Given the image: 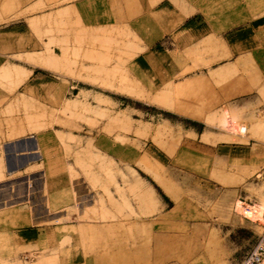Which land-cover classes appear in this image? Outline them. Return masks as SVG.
Masks as SVG:
<instances>
[{"label":"rangeland","instance_id":"rangeland-1","mask_svg":"<svg viewBox=\"0 0 264 264\" xmlns=\"http://www.w3.org/2000/svg\"><path fill=\"white\" fill-rule=\"evenodd\" d=\"M3 128L54 136L0 206L91 219L82 264H239L264 237V0H0Z\"/></svg>","mask_w":264,"mask_h":264},{"label":"crops","instance_id":"crops-1","mask_svg":"<svg viewBox=\"0 0 264 264\" xmlns=\"http://www.w3.org/2000/svg\"><path fill=\"white\" fill-rule=\"evenodd\" d=\"M30 71L28 80L37 79L35 71ZM8 133L5 128L0 129V173L2 175L0 183L26 178L36 173L33 169L39 166L40 157L35 155L36 149L25 148L27 143L23 141L34 139L37 146L43 147L45 142L49 144L51 140L49 136H54L48 133V136L43 135L41 138L26 136L25 139L16 137L7 139ZM19 143H21L20 146H18ZM20 205L0 206V264H82L85 262L81 246L91 245V239H94L93 244L95 243L96 246L95 233L98 225L95 222L91 219H83L75 224H67L65 211L61 208L51 210L49 206H42L44 216L48 218L42 221L39 215L41 206H27L26 201ZM92 208L93 206L81 209L78 218H84L86 209L91 212ZM161 209L162 206L159 204L158 211ZM60 213L63 215L57 216ZM54 215H56L54 221L49 220ZM158 225L160 226L161 222H158ZM203 226L208 228L209 223ZM249 228L253 229V227ZM86 233H93L94 237L91 239L88 237L90 240L87 241ZM209 243L211 242L208 240ZM217 255V258L225 259L226 255L230 254L224 248ZM98 261L96 255H90L87 260L89 264H98Z\"/></svg>","mask_w":264,"mask_h":264},{"label":"built area","instance_id":"built-area-1","mask_svg":"<svg viewBox=\"0 0 264 264\" xmlns=\"http://www.w3.org/2000/svg\"><path fill=\"white\" fill-rule=\"evenodd\" d=\"M241 264H264V237L244 258Z\"/></svg>","mask_w":264,"mask_h":264},{"label":"bare ground","instance_id":"bare-ground-1","mask_svg":"<svg viewBox=\"0 0 264 264\" xmlns=\"http://www.w3.org/2000/svg\"><path fill=\"white\" fill-rule=\"evenodd\" d=\"M63 54V53H62ZM53 56V55H52ZM53 57H55V56H53Z\"/></svg>","mask_w":264,"mask_h":264}]
</instances>
